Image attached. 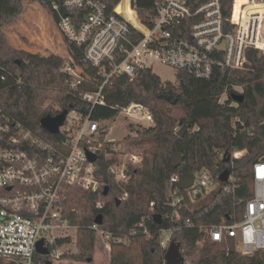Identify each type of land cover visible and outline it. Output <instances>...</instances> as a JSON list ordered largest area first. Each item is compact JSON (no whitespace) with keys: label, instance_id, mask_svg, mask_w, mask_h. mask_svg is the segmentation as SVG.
Masks as SVG:
<instances>
[{"label":"built area","instance_id":"2783aa9c","mask_svg":"<svg viewBox=\"0 0 264 264\" xmlns=\"http://www.w3.org/2000/svg\"><path fill=\"white\" fill-rule=\"evenodd\" d=\"M229 6L226 14L224 0H155L141 16L135 0H119L112 10L99 0H64L53 5L66 42L84 49L83 60L96 70V76L88 75L69 49L64 71L73 77L71 91L84 82L92 90L80 93L88 113L69 112L59 133L52 135L54 142L23 127L0 108V257L16 264H37L41 243L48 252L39 254L44 257L41 264L61 261L63 249L70 243L59 242L71 239L78 231L65 212L71 190L104 192L107 185L97 166L101 158L115 159L108 172L119 184L130 180V165L142 164L143 154L123 155L112 148L104 126L107 121L92 118L97 107L105 106L104 92L114 79L134 78L160 64L210 80L217 70L229 76L246 70L250 50L264 53V0H229ZM73 10L80 12L69 16ZM229 93L242 95L243 89L228 86L221 104L226 103ZM238 104L234 101L233 105ZM118 115L135 126L149 127L144 121L154 124L152 112L139 103L122 107ZM179 130L175 129L176 134ZM88 153L96 155L97 161L91 162ZM246 155L247 150H216L215 162L229 157L225 163L230 167L193 174V184L185 190L180 188L183 173L173 174L160 219L196 229L204 240L245 256L264 253V157L252 166L251 174L238 176L235 162ZM226 170L230 175L222 182L220 177ZM247 180L251 186L242 185ZM216 191L229 195L235 204L219 222L206 224V215L194 211L210 202ZM249 192V199L238 198ZM127 198L124 193L120 200ZM150 206L154 212L155 203ZM98 207L103 205L98 203ZM150 218L143 217L139 227L145 228ZM92 229L110 250L112 242L123 240L96 223ZM143 232L150 236L146 228ZM173 233V229L160 231L163 250H168Z\"/></svg>","mask_w":264,"mask_h":264},{"label":"trees","instance_id":"16d2710c","mask_svg":"<svg viewBox=\"0 0 264 264\" xmlns=\"http://www.w3.org/2000/svg\"><path fill=\"white\" fill-rule=\"evenodd\" d=\"M63 1L0 0V108L14 121L50 142H54L56 137L42 128L41 119L66 110L87 114V105L80 98V93L92 90V87L84 82L71 91L73 77L64 71L62 60L35 57L11 48L2 28L11 25L22 14L27 2L40 3L58 22L53 5ZM99 1L108 10L119 2ZM154 2L135 0V5L144 16ZM229 7V0H224L226 14ZM77 12L80 11H69V16ZM69 49L76 63L88 75L95 77L96 70L83 60L84 49L75 44H69ZM247 55L246 70L230 76L217 70L210 80L197 79L180 71L177 83L172 84L162 82L150 70H142L134 78L120 76L114 79L104 92L105 106L97 107L92 118L113 120L122 107L139 103L152 112L154 125L148 128L138 126L140 128L137 129L132 126L131 132L136 136L128 137V145L142 152L143 162L138 167L129 166L128 182L119 184L108 172L114 158H101L97 164L98 175L107 185L108 195L78 188L71 190L65 212L78 228V252L64 254L62 260L93 262L98 235L92 227L97 216L102 215L100 228L123 238L121 242L111 243L110 264H166L167 251L160 246V231L163 229L174 230L172 242L181 245L182 255L188 264H264V253L245 256L234 249L227 250L204 240L196 229L160 219L173 174H196L204 169L219 172L229 168L230 164L224 161L215 162L216 150L226 153L247 150V155L235 162L234 170L238 176L251 174L252 166L264 157V53L250 50ZM232 85L243 89L244 101L233 105L234 100L229 93L226 103L221 104V96ZM171 97L177 98L175 105L168 102ZM184 125H189V130L183 137H178L175 129ZM174 151L184 157L178 169L173 168ZM242 185L251 186V181H243ZM124 193L128 198L118 205L116 199H121ZM250 197L251 192L238 198ZM98 203L103 207H98ZM151 203H155L154 212ZM234 204L229 195L216 191L210 202L195 208L194 213L202 212L206 215L204 223L213 224L219 222ZM150 215L145 224L150 236H146L145 228L139 225L143 217ZM134 231L138 232L133 234ZM59 243H71V239ZM35 259L37 264H41L44 257L36 254ZM0 264L16 263L0 257ZM43 264H48V261Z\"/></svg>","mask_w":264,"mask_h":264},{"label":"rangeland","instance_id":"374dc122","mask_svg":"<svg viewBox=\"0 0 264 264\" xmlns=\"http://www.w3.org/2000/svg\"><path fill=\"white\" fill-rule=\"evenodd\" d=\"M2 33L8 45L13 49L44 59H54L55 61L60 59L64 62V65L66 64L69 44L60 32L55 19L38 2L25 3L22 14L11 25L3 27ZM151 70L162 82L176 84L178 81V71L176 69L155 64ZM69 117L73 118L74 115L70 114ZM129 122L119 115L105 123L108 138L113 141L111 147L117 148L123 155L142 154L135 146L128 145V137L136 136V133L131 132L132 126L136 129L140 128ZM143 123L149 127L154 125L149 121ZM77 252V237L73 236L71 243L63 249V253L72 255ZM110 261V245L105 244L98 236L92 263L61 260L54 264H110ZM185 264L188 263L185 262Z\"/></svg>","mask_w":264,"mask_h":264},{"label":"water","instance_id":"95a60500","mask_svg":"<svg viewBox=\"0 0 264 264\" xmlns=\"http://www.w3.org/2000/svg\"><path fill=\"white\" fill-rule=\"evenodd\" d=\"M64 13L67 14V11L64 10ZM231 96H232L233 100L238 102V103H242L244 101V95L232 94ZM167 100L172 105H175L177 103V98H175V97L168 98ZM68 114H69V111L66 110V111L59 113L56 116H51V115L45 116L44 118L41 119L40 124H41L42 128H44L47 132H49L52 135H56L59 133L60 128L64 125V122H65ZM188 130H189V125H184L177 132V136L183 137ZM88 156H89V159L91 160V162L97 161L96 155H94L92 153H88ZM172 159H173V168L174 169H178L184 161V157L176 151L173 152ZM228 161H229V157H227L225 159V162H228ZM229 175H230V172L228 170H226L221 175L220 180L222 182H226ZM193 181H194V175L193 174H183L181 176V179H180V188L182 190L190 188L193 184ZM108 192H109V189L105 188L104 195L107 196ZM116 203L119 205L121 203V200L116 199ZM95 223L98 225H101L103 223V216L102 215L97 216ZM37 252L41 255H47L48 254V252L43 249L41 243L38 245ZM90 262H91V260L88 261V263H90ZM165 262H166V264H185V258L182 255L180 244H178L176 242H172L170 244V246H169V248L165 254ZM48 264H51V263L49 262Z\"/></svg>","mask_w":264,"mask_h":264},{"label":"crops","instance_id":"0c3cea01","mask_svg":"<svg viewBox=\"0 0 264 264\" xmlns=\"http://www.w3.org/2000/svg\"><path fill=\"white\" fill-rule=\"evenodd\" d=\"M118 116H119V115H118ZM118 116H117V117H118ZM108 121H110V120H108ZM141 128H142V127H141ZM147 128H148V127H147ZM76 264H80V263H76Z\"/></svg>","mask_w":264,"mask_h":264}]
</instances>
